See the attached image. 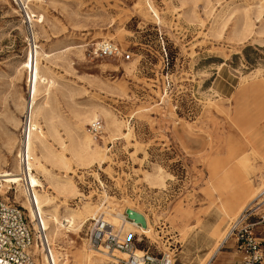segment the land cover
<instances>
[{
	"label": "rangeland",
	"instance_id": "rangeland-1",
	"mask_svg": "<svg viewBox=\"0 0 264 264\" xmlns=\"http://www.w3.org/2000/svg\"><path fill=\"white\" fill-rule=\"evenodd\" d=\"M28 5L36 16L35 44L48 55L39 59L54 82L50 98L58 135L69 145L67 131L77 138L90 134L93 120L104 122L101 137L91 142L101 148L102 158L74 163L67 175L77 187L75 196L57 197L37 174L41 190L57 197L52 208L61 216L99 207L79 228H62L65 237L58 246L69 264H115L128 257L118 250L105 257L106 247L91 241L99 217L120 222L112 228L133 234L137 250L158 256L172 252L175 264H205L219 236L234 224L212 264H240L236 235L248 224L255 223L253 232L264 249L259 215L236 223L257 195L264 172L259 0H28ZM246 9L258 34L240 41L232 36L233 24ZM22 11L19 0H0V171L17 168L18 174L30 74L21 65L32 50ZM103 39L113 40L131 58L95 57L93 50ZM38 96L45 98V92ZM92 114L96 117L90 121ZM37 123L45 130L42 118ZM112 123L120 133H113ZM245 168L251 174L247 181ZM158 174L161 185L154 182ZM1 189L2 197L30 217L23 186ZM128 208L146 216L148 231L120 221L117 216H126Z\"/></svg>",
	"mask_w": 264,
	"mask_h": 264
},
{
	"label": "bare ground",
	"instance_id": "bare-ground-1",
	"mask_svg": "<svg viewBox=\"0 0 264 264\" xmlns=\"http://www.w3.org/2000/svg\"><path fill=\"white\" fill-rule=\"evenodd\" d=\"M257 18L264 23V0H259ZM229 20L230 19L225 22V27L228 26ZM233 25L234 27L232 36L237 37L240 41L249 39L252 35L258 34L257 32H255L254 23L251 18L249 9H246L244 11V16L243 18H241V21L238 20ZM39 56H46L48 58V55L45 54L43 50L39 51V49H36L30 57L26 56L23 65H21L22 68L25 69V71H28L30 73L28 79L30 81V87L31 84H33L34 90V107L32 113L34 122L32 123V126L35 127V130L33 133L31 131L32 134L29 135L27 146L29 148V166L32 167L35 173L30 174V179L28 180V184L30 187L29 191H31V193H33L35 196L38 212L41 215L44 227L47 229V235L51 244L52 254L55 262L58 264H69V261H67L66 253L62 251L58 246V243L62 240L63 237H65V233L62 231V228L65 226L70 229H75L76 227L79 228L80 226H82L81 223L86 221L89 217H93L95 215V213L99 210V207L85 206L77 212L69 211L67 214L65 213L64 216H61L58 213L57 207L53 206L52 208V205L54 199L57 197H64L65 199H67L68 197H73L78 193L75 184L70 179H67L69 171L72 170V165L74 163L81 165L91 164L96 160H100L102 158L101 153L103 152L100 150L101 148H97L98 146L94 148L91 146V142L94 137L90 134L86 133L85 135L74 138L71 134V132H73L72 129L67 131V133L69 134V145H67L62 137L58 135V130L55 126V122L57 120V112H55V110L53 109L51 103L52 99L50 98L51 87L54 82L51 79L50 72L42 68ZM42 90L43 92H45V98L38 96ZM37 96L39 98H37ZM95 117L96 115L92 114L89 120L91 121V119ZM39 118L43 119V126L45 127V130H43V127L40 123H37V121H39ZM111 126H114V134L121 132L118 124L112 123ZM50 137H53L55 139L59 147L62 149L61 151H58L51 146V144L49 143ZM19 169V174L17 173V168L14 171H0V191L2 190L1 188H4L5 186L9 188H11V185H16V187L18 188L22 186V182L19 176L21 172L20 166ZM56 169L61 173L66 172V174L64 176L55 174L54 170ZM38 173H40L44 177L46 182L50 184L49 188H53L54 192L57 194V197L50 196L45 190H41L44 188V184L39 180V177L37 175ZM249 175H251L249 169L245 168V181L249 179ZM154 182L155 184L159 185L163 184V178L161 174H158ZM22 190L25 192L26 189ZM254 200L255 198L253 199V201ZM253 201H251L250 204L245 208L240 217L236 220V223H238V221L240 222L246 209L253 204ZM26 208L30 212L31 221L35 226H37V222L35 221L37 219L35 206L28 198L26 200ZM128 209L134 210L132 208ZM126 211V216L122 213L117 216L120 221H123V223L125 225H128L130 228H139L143 231L149 230V223L144 214L141 213L146 219V227H143L133 219H130ZM104 221L115 226L116 228L121 225L120 222L117 223V220L115 218L111 220L104 218ZM234 227L235 224L231 226L226 233L219 236L217 246L208 256L205 264L213 263L220 249L225 246L230 237L233 235ZM69 231L70 230H68L67 232ZM120 253L128 255V253L124 251H121ZM137 253H139V250H137ZM103 254L105 257L114 256L112 255V252H108L107 249ZM86 259H89V256Z\"/></svg>",
	"mask_w": 264,
	"mask_h": 264
},
{
	"label": "built area",
	"instance_id": "built-area-1",
	"mask_svg": "<svg viewBox=\"0 0 264 264\" xmlns=\"http://www.w3.org/2000/svg\"><path fill=\"white\" fill-rule=\"evenodd\" d=\"M19 1L30 31L29 35L32 42L30 57L37 49L36 47H38L35 44L32 26L36 16L29 9L28 0ZM93 54L101 59L119 58L121 56L127 60L131 58L130 53L124 52L111 39L101 40L94 48ZM28 86V107L20 131L16 154L21 168L20 179L22 186L28 192L29 199L35 206L37 226L33 224L25 208L0 195V264H58L53 257L47 229L44 227L41 215L38 212L35 196L29 191L28 180L30 179V174H33V169L29 166V148L27 144L29 135L35 130V127L32 126L34 122L32 116L34 90L33 84L30 87L29 79ZM88 130L95 139L100 138L104 131L103 120L99 118L93 120L88 125ZM261 177L258 180L261 185L255 200L246 209L245 213L247 214L245 215L244 213L245 216L243 215V217L259 215V223H264V172ZM254 225L255 223L248 224L238 229L236 239L240 243V249L243 254L240 264H262L264 261V249L262 243L253 232ZM111 228V224L105 222L104 218L99 217L92 231L91 241L104 245L108 252L120 250L128 253L127 258L120 259L115 264H175L176 259L172 252H163L158 256L145 249L139 250V253H137L133 234L122 235L121 232H116Z\"/></svg>",
	"mask_w": 264,
	"mask_h": 264
},
{
	"label": "water",
	"instance_id": "water-1",
	"mask_svg": "<svg viewBox=\"0 0 264 264\" xmlns=\"http://www.w3.org/2000/svg\"><path fill=\"white\" fill-rule=\"evenodd\" d=\"M126 212L130 219H133L135 222L141 224L143 227L147 226L146 219L141 213L131 209H127Z\"/></svg>",
	"mask_w": 264,
	"mask_h": 264
},
{
	"label": "crops",
	"instance_id": "crops-1",
	"mask_svg": "<svg viewBox=\"0 0 264 264\" xmlns=\"http://www.w3.org/2000/svg\"><path fill=\"white\" fill-rule=\"evenodd\" d=\"M254 136H255V139H254V141L256 142V141H257V138H258V136H260V131H256V132H255V134H254Z\"/></svg>",
	"mask_w": 264,
	"mask_h": 264
}]
</instances>
